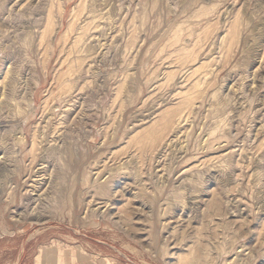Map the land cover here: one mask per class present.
Wrapping results in <instances>:
<instances>
[{
  "label": "rangeland",
  "instance_id": "rangeland-1",
  "mask_svg": "<svg viewBox=\"0 0 264 264\" xmlns=\"http://www.w3.org/2000/svg\"><path fill=\"white\" fill-rule=\"evenodd\" d=\"M52 261L264 264V0H0V264Z\"/></svg>",
  "mask_w": 264,
  "mask_h": 264
},
{
  "label": "crops",
  "instance_id": "crops-1",
  "mask_svg": "<svg viewBox=\"0 0 264 264\" xmlns=\"http://www.w3.org/2000/svg\"><path fill=\"white\" fill-rule=\"evenodd\" d=\"M42 264H48V263L45 262V263H42ZM49 264H54V262L52 261V262H50Z\"/></svg>",
  "mask_w": 264,
  "mask_h": 264
},
{
  "label": "bare ground",
  "instance_id": "bare-ground-1",
  "mask_svg": "<svg viewBox=\"0 0 264 264\" xmlns=\"http://www.w3.org/2000/svg\"><path fill=\"white\" fill-rule=\"evenodd\" d=\"M165 125V124H164ZM166 125H167V123H166ZM168 126V125H167Z\"/></svg>",
  "mask_w": 264,
  "mask_h": 264
}]
</instances>
